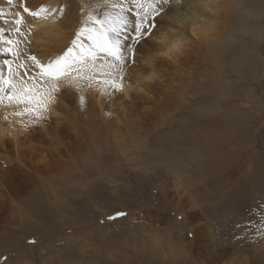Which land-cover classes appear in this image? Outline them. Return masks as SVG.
Masks as SVG:
<instances>
[{
	"label": "rangeland",
	"instance_id": "1",
	"mask_svg": "<svg viewBox=\"0 0 264 264\" xmlns=\"http://www.w3.org/2000/svg\"><path fill=\"white\" fill-rule=\"evenodd\" d=\"M35 1L24 3L30 9L43 3ZM173 1L159 4L152 34L173 12ZM236 1L216 57L183 56L176 69L187 78L174 80V63L158 58L153 64L163 72L121 110L118 92L102 110L89 94L80 105L87 87L79 94L64 87L52 106L56 113L34 126L25 122L19 146L4 138L0 167L20 165L25 174L17 195L0 185V264H221L208 253L226 245L236 258L230 245L247 222L264 226V0ZM84 2L89 11L96 5ZM19 4L13 16L22 12ZM78 4L66 2L72 11ZM98 4L101 18L113 11ZM127 6L134 25L136 9ZM58 23L57 31H65ZM151 35L135 45L128 66L146 60ZM37 38L23 45L39 55L47 38ZM131 44L124 42L126 57H133ZM113 122L116 137L105 129ZM263 247L248 264H264Z\"/></svg>",
	"mask_w": 264,
	"mask_h": 264
},
{
	"label": "bare ground",
	"instance_id": "2",
	"mask_svg": "<svg viewBox=\"0 0 264 264\" xmlns=\"http://www.w3.org/2000/svg\"><path fill=\"white\" fill-rule=\"evenodd\" d=\"M77 1H79L80 4H78L75 8H73V11H72V7L70 8L66 5L67 0L42 1L43 3L40 6H46L51 9H57V10L62 7L65 8L63 19L60 17L59 11H56L55 16L50 17L47 20H43V19L37 20L27 15L24 16L25 24L23 26V30L26 33V38L21 37L22 49L25 48V46L23 45L25 39L26 40L29 38L36 39L37 37H38L37 43L38 42L41 43L42 40L47 38L46 41L48 48L46 49L45 53L39 55H36L34 52L31 53L29 50L25 48L24 50H21V60L17 61L16 63L26 64L29 73L34 76L38 70L35 69L32 65V62L27 59V55L29 54L35 55L37 59H39L42 63H46L49 59H54L56 56L61 55L68 47L71 46L72 39L75 37V34L78 31V29L82 26V22L86 19L89 12V10L86 7L87 4H85L84 0H77ZM36 2L37 0L35 1V3ZM93 2L95 4H98L102 2V0H93ZM3 4H4V10L0 9V11H3V13L5 14L4 16L5 19L11 20L14 13L11 10V8L13 9V7L15 6L16 0H14V3L12 5H9L6 2H3ZM229 4H231V6ZM172 5L174 7L173 12H171L167 17H165L164 23H162L161 26L156 28L150 37V40L153 42V46L151 47V51L149 55L145 57L146 60L143 63H139L137 67L131 65L127 66L124 75V90L122 92H118V94L121 96L120 98L121 104L119 105L120 107L118 108V110L123 109L124 102L126 104L132 105L134 103L133 101L131 103L130 101L129 102L127 101L133 98L132 97L133 93L135 94L142 93V91L148 87V83L151 80H153L155 76H158L160 73L163 72V69H161L163 66L159 67V65L153 64L154 61L155 63L158 62V58H163L168 62L174 63L172 64L174 69H172L170 74L173 76L174 80H178V81L187 78L185 73H183V77H182L180 70L177 71L176 69L178 68V66H180L182 61H184L182 60L183 56L185 55L188 56L190 54L197 56V58L199 59L202 58L212 61L216 57V52H217L216 49L218 45L217 41L224 36L222 35L224 31L221 32L222 27H224V25L228 21H230V19L232 18L231 12L232 10H234V8L239 6V3L236 0H228V2H223V0H179L178 2V0H174ZM32 7H33L31 8L32 10H36L39 8L38 6L35 5H33ZM9 16H11L10 19ZM59 21H62V23L64 24V27L66 29L64 27L63 29L66 32L62 31L61 29L57 31V28L60 26V24L58 23ZM8 27H10V25L4 24L3 21L0 20V28L6 29ZM68 29L72 30L70 32L71 35L69 34ZM54 32H60V34H54ZM85 43L87 44L88 42L85 40ZM51 44L54 45L50 46ZM196 51H198V53ZM5 58L6 57L4 56H0V67H2V62ZM4 74L5 76H7V72L5 73L4 71ZM64 87L66 89L70 88L71 92L75 91L77 92V94H79L78 90L80 88L78 87H70L67 85V82L61 84V88ZM108 90L113 91L111 88H107V91ZM105 91H106V86L96 85L95 83H93L91 87H87V89H84L83 92L85 93V96L83 97L85 99H88V97L86 98V95L89 94V98L93 103V107L95 106L96 108H100L103 110L104 108H107V106H109L107 101V96L109 95H104ZM79 97L77 98L78 101H79ZM103 98H105L106 100L105 104H102ZM52 106L49 112L56 113V111L52 108ZM18 107L22 108L23 106L8 105L7 101L4 102V105H0V146H3L2 142L5 137H8V135L11 136V140L15 145L21 144L19 136L24 133L25 122L26 121L29 122L31 118L28 116H24V117L14 116L13 112L16 111ZM46 115L47 113L45 114V116ZM105 129H110L111 134L114 135L117 133V131H119V123L113 122L111 123L110 126H105ZM26 137L28 138L27 135ZM113 137H116V135H114ZM5 154H7L10 157V154H8V152H5ZM24 174L25 172L22 169V166L20 165L12 169H9L7 171L4 170L2 167H0V185L5 186L6 189L10 191L12 194L17 195L18 192L21 191V187L18 186L17 183H20V181L22 180L21 178L23 177ZM191 208L194 211H196L197 209L195 210V208L198 207L194 205ZM262 221H264V219H262ZM247 224H246V229L243 228L244 231L241 233V235L239 234L240 235L239 240L236 239L235 241H233L234 243L232 242V245H230L232 246L230 249L234 250L233 255L235 256L237 255L236 258L230 259L231 252L229 250V247L226 248L228 246L226 244L224 248L219 250H216L215 247L211 248L209 250V253L207 252L209 258L213 262L219 260V263L221 264L223 261L224 263H228L229 260L230 263L232 262L234 264H239V263L248 264V261L253 262V260L257 259V257L260 256L259 254L263 253L259 251H261L260 250L261 243L264 242V226L262 224H258V221L247 222ZM239 246L242 248L241 254L235 253V250ZM243 246H247L248 248L246 247L243 249ZM206 255L204 256L206 257ZM212 261L209 263H212Z\"/></svg>",
	"mask_w": 264,
	"mask_h": 264
},
{
	"label": "snow or ice",
	"instance_id": "3",
	"mask_svg": "<svg viewBox=\"0 0 264 264\" xmlns=\"http://www.w3.org/2000/svg\"><path fill=\"white\" fill-rule=\"evenodd\" d=\"M7 3L12 5L14 0H7ZM128 3L136 9L134 25L126 15L131 9L125 0H102L103 6L113 9L105 11L103 18L95 12L101 4L92 5V10L72 39L71 46L61 55L49 59L46 63H42L35 55H27V59L38 70L34 76L29 73L26 64L16 63L21 60V37L26 38L23 30L24 14L33 19L47 20L59 11L60 17L63 18L65 8L57 10L40 6L32 10L26 6L24 0H20L19 7L22 12H15L11 20L5 19V14L0 11V20L11 25L7 29L0 28V56L6 57L0 67V105H4L5 101L8 105H22L23 107H18L13 115L30 117L29 122L25 124L27 127L45 119V114L50 111L64 82L81 90L91 87L93 83L104 85L105 95L122 92L128 63H135V45L152 34V29L157 26L155 17L161 11L159 4H167L169 0H128ZM130 27L133 29L131 33ZM129 40L132 44L127 51L133 53V57L124 55V42ZM4 68L7 70V76L4 74ZM107 88L113 91L109 93ZM79 102L83 107V96L79 97Z\"/></svg>",
	"mask_w": 264,
	"mask_h": 264
}]
</instances>
